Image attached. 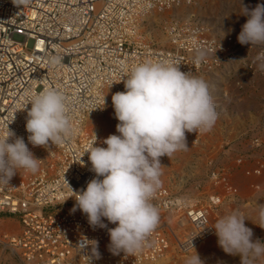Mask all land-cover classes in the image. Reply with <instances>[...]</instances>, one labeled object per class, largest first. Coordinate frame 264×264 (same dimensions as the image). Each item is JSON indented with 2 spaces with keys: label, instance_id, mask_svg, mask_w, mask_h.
<instances>
[{
  "label": "built area",
  "instance_id": "1",
  "mask_svg": "<svg viewBox=\"0 0 264 264\" xmlns=\"http://www.w3.org/2000/svg\"><path fill=\"white\" fill-rule=\"evenodd\" d=\"M154 5L157 3L150 0H28L17 7L12 0H0V136L9 127L28 147L32 145L26 131L27 111L31 105H25L28 95L45 88L63 93L74 129L71 139L56 144L55 149L60 159H64L65 167L55 176L50 175L47 164L35 177L29 175L21 180L13 177L9 185L0 183V212L18 214L22 222L21 236L9 239L6 245L19 249L24 264H142L153 261L154 255L168 259L167 264H172L177 256L175 252L180 256L190 254L192 249L186 250V246L192 238L196 248L215 236L214 228L208 225L209 210L193 203L191 220L198 223L199 228H196L201 234H191L184 241L181 239L178 243L181 242L183 248L171 250L160 220L142 250L113 255L108 247L107 229L93 230L79 209L71 212L74 197L62 200L57 196L58 189L66 191L64 187L76 179L78 173L84 178L79 186L81 189L86 188L87 182L95 176L90 171V161L84 169L76 167L75 163L78 156L84 159L82 153L92 146L94 139V136L80 134L84 126L82 113L105 111L106 87L124 91L121 78L128 75L133 66L146 61L171 62L180 65L181 71L191 73L203 68L212 69L219 61L223 62L221 55L231 60L239 54L236 46L240 32L229 38L232 40L226 42L229 46L214 44L196 33L193 36L196 39L198 36L200 41L192 42L194 38L189 36V40L185 39L189 43L181 45L183 50L177 52L140 44L127 48L125 35H132L128 31L135 28L130 26L134 14L150 11ZM185 35L179 32L175 36L176 45L181 44V39L185 41ZM214 51L220 56L205 58V54L213 56ZM259 51L264 53V48ZM230 54L233 58H229ZM198 58L199 63H196ZM253 63L256 67L251 66L252 71L264 72V56ZM69 100L73 103L69 104ZM73 113L76 114L73 116ZM197 134L186 132V136L191 137ZM201 134L199 132L194 143H199ZM74 137L77 143H73ZM100 142L97 138L94 146ZM213 197L210 201L215 205ZM179 200L162 187L152 203L159 211L170 213L169 216L174 218L180 215ZM38 206L41 213L39 209L35 211ZM60 207L64 211L52 212L53 208ZM115 226L108 224V228ZM90 241L97 242L99 259L94 258V243Z\"/></svg>",
  "mask_w": 264,
  "mask_h": 264
},
{
  "label": "clouds",
  "instance_id": "2",
  "mask_svg": "<svg viewBox=\"0 0 264 264\" xmlns=\"http://www.w3.org/2000/svg\"><path fill=\"white\" fill-rule=\"evenodd\" d=\"M27 2L12 0L17 7ZM241 7L240 15L247 20L237 36L238 42L264 46V4L250 9L241 3ZM121 81L124 91L112 95L118 134L102 141L107 147L94 146V135L86 152L95 176L86 188L76 192L71 189L75 199L71 212L79 209L93 230L107 229L113 255L142 250L160 223L159 208L152 203L162 185L164 166L160 158L187 150L186 132H209L219 116L209 83L181 71L178 64L146 61L133 66ZM27 101L25 107H31L27 111L26 131L34 147L62 144L72 136L74 129L63 93L45 88L28 95ZM40 161L24 139L7 127L0 136V183L9 185L18 169L35 173ZM246 220L239 210H233L212 228L225 253L238 255L241 264H253L264 256V242L253 239V230L246 226ZM259 221L256 225L264 228V205L259 207ZM108 224L116 226L108 228ZM192 240L186 246V250H193L186 264H203ZM90 242L94 243V258L99 259L97 242Z\"/></svg>",
  "mask_w": 264,
  "mask_h": 264
},
{
  "label": "rangeland",
  "instance_id": "3",
  "mask_svg": "<svg viewBox=\"0 0 264 264\" xmlns=\"http://www.w3.org/2000/svg\"><path fill=\"white\" fill-rule=\"evenodd\" d=\"M150 1L157 3L152 8H159L158 17L139 23L136 36L125 35L127 48L132 49L140 44L177 52L183 50L181 45L189 43L185 40L189 36L194 38L192 42L198 43L200 38L193 36L196 33L214 44L229 46L226 42H232L229 38L236 36L247 20L246 16L240 15L241 3L250 9L257 4H264V0ZM179 32L185 33L187 37L185 35V41L181 39V44L176 45L175 36ZM236 48H239V54L235 59L226 60V56L221 55L223 62L219 61L212 69L203 68L191 72L209 83L219 116L211 131L202 132L199 143L193 142L199 133L192 137L186 136L187 150H179L170 158H160L164 166L160 177L161 187L175 195L194 200L198 207L207 208L213 224L233 210H239L248 219L245 224L253 230V239L258 238L264 242V228L256 225L260 222L259 207L264 205V72L251 70V66L256 67L253 60H262L264 53H260L259 49L264 46L251 47L238 42ZM214 56L220 55L217 52L213 56L205 54V58ZM229 58H233V55L230 54ZM257 63L261 65V62ZM254 71L256 74H253ZM87 119L92 120V117ZM90 120L85 122L84 136L95 135L104 140L111 134H118V120L115 118L112 98L106 102V109L101 116L106 126L100 125L99 129H95ZM29 149L35 158L41 160L39 169L35 173L18 169L14 176L16 180L25 179L29 175L37 176L47 164L54 166V169L48 168L50 175L57 174V157L49 153L55 150L52 144L48 148L35 146ZM55 153L58 154L56 150ZM53 162L56 166L52 165ZM211 195L220 198L218 205L210 203ZM57 211L62 212L64 209H52V212ZM20 217L18 214L0 212V264H24L19 249L6 245L9 239L21 236ZM160 217L162 224L169 222V219L171 224L174 222V218L161 211ZM164 229L174 251L185 235L182 230L184 228L175 227L171 230L165 226ZM195 251L203 264H241L238 255H229L218 245L216 235L195 248ZM175 254L177 256L172 264H186L193 250L187 255ZM167 260L164 263L167 264ZM253 264H264V256L256 259Z\"/></svg>",
  "mask_w": 264,
  "mask_h": 264
},
{
  "label": "bare ground",
  "instance_id": "4",
  "mask_svg": "<svg viewBox=\"0 0 264 264\" xmlns=\"http://www.w3.org/2000/svg\"><path fill=\"white\" fill-rule=\"evenodd\" d=\"M155 8V7H154ZM154 8H152L150 11L148 10V11H142V13H140L139 15H135L134 14V17L132 18V20H131V22H133V24H132V26H133V28L135 27V28H137L136 30H134V31H131V29H130V31H128V33H130V34H132V35H134V36H136L137 34H138V29H139V23H141L143 20H154V18H156V17H158V10H159V8H156V9H154ZM131 26V25H130ZM134 28V29H135ZM116 89L115 88H107L106 87V90H105V97H106V99L104 100L105 101V103L106 102H108V100H110L111 98H112V95L114 94V93H116L117 91H115ZM109 97H110V99H109ZM73 102H71L70 100H69V104H72ZM68 104V105H69ZM106 105V104H105ZM76 113H73V116L75 115ZM105 114V113H104ZM86 115V116H85ZM92 117V120H90V119H87L88 117ZM101 116H103V113H100V114H98V113H96V112H90V113H82V119H83V122H81L82 124H84V126H83V130L85 129V122H87V121H89L90 120V124L95 128V129H99V126L100 125H105L106 126V124H104V122L101 120ZM99 117V118H98ZM81 135L83 134V132L81 131V133H80ZM77 135V134H76ZM84 135V134H83ZM73 137V136H72ZM96 138H99V137H96ZM69 139H71V137H69ZM100 140H101V142L99 143V145L98 146H101V147H107V145H105V144H103L102 143V141H103V139H101V138H99ZM73 143H77L76 142V140H75V137H74V139H73ZM53 146H54V149H55V147H56V144H53ZM31 147H34L33 145H30L28 148H31ZM37 147V146H36ZM34 149V148H33ZM29 150H31V149H29ZM56 150V149H55ZM55 150H54V152H52V150L51 151H49V153L52 155V156H56L57 158H56V164H57V167H55V170L57 171V173L61 170V168L62 167H65L64 166V163H63V158H61L60 159V155H59V152H57L58 154H56L55 153ZM57 151V150H56ZM82 155L84 156V159H80V157L78 156V160H77V162L75 163V165H76V167L77 166H81L82 167V169H84L86 166H87V163L89 162V154L87 153V152H85V153H82ZM83 160V161H82ZM61 162H62V164H61ZM52 165H55L54 164V162H53V164ZM56 166V165H55ZM51 169H54V166H52L51 167V164H50V166H49ZM52 171V170H51ZM55 172V171H54ZM93 176H94V174H93ZM76 179H72V182H70L67 186H65L64 188H65V190L66 191H61L60 189H58V191H57V196L60 198V199H62V200H68L69 198H71V197H74V194H73V192H72V190L74 191V192H76V191H79V190H81V188H82V186L81 187H79L80 186V184H82V182H84V178H83V176L80 174V173H78L77 174V176L75 177ZM72 184L75 186V187H73L72 186ZM160 188H162V187H160ZM165 188V187H164ZM72 189V190H71ZM76 189V190H75ZM167 189V188H166ZM169 190V189H168ZM173 194V193H172ZM175 195V194H174ZM177 198H180V200H179V203H178V212H180V215H176V216H174V222L171 224V222H170V219H169V222L168 221H166L165 222V224H162L161 223V227L162 228H164L165 226H168L171 230H173L175 227H179V228H184V229H182L183 230V233H185V235H184V237H183V241L185 240V238L186 237H188L189 235H191V234H194V235H200L201 234V230L200 229H197L196 227H198L199 228V225H198V223H195L194 222V220H191V216H192V213H193V210H192V208H193V206H192V204L194 203V200H188V199H190V198H188V197H183V196H178V195H175ZM212 196V195H211ZM213 197V196H212ZM211 197V198H212ZM188 200V201H187ZM213 200H214V204L215 205H218L219 204V202H220V198L218 197V196H214L213 197ZM209 202V201H208ZM210 203H211V201H210ZM213 205V204H212ZM181 207V208H180ZM38 208L39 209H41V207H39L38 206ZM161 212H162V214H166L168 217H169V214L170 213H168L167 214V212H164V211H162L161 210ZM39 213H41V212H39ZM209 213V223H208V225L209 226H213V223H212V221H211V219H210V211L208 212ZM191 215V216H190ZM173 218V217H172ZM172 220V219H171ZM179 220V221H178ZM21 224H22V222H21ZM163 225H165V226H163ZM22 227V226H21ZM202 227V226H201ZM78 228V227H77ZM197 229V230H196ZM203 229V228H202ZM167 230H168V228H167ZM176 231V230H175ZM178 231V230H177ZM176 231V232H177ZM179 231H180V229H179ZM213 231L215 232V230L213 229ZM173 234V233H172ZM175 236V235H174ZM170 239V238H169ZM178 239V238H177ZM211 238H209V239H206L204 242H202V244H204L206 241H208V240H210ZM177 243V242H176ZM183 243V242H182ZM171 244V243H170ZM179 245H178V247H180V248H183V246H180V244H181V242L180 243H178ZM201 244V245H202ZM172 245V244H171ZM201 245H199V246H201ZM174 246V245H173ZM198 247V246H197ZM196 247V248H197ZM16 248V247H15ZM176 248V247H175ZM172 250V249H171ZM192 253V252H191ZM159 256L158 255H154L153 256V258H154V260L153 261H146V262H143L142 264H165L164 262L166 261V259H160V258H158ZM163 262V263H162Z\"/></svg>",
  "mask_w": 264,
  "mask_h": 264
}]
</instances>
